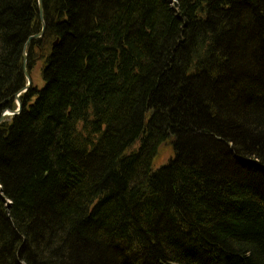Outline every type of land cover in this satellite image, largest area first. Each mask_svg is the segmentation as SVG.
<instances>
[{
    "label": "trees",
    "instance_id": "1",
    "mask_svg": "<svg viewBox=\"0 0 264 264\" xmlns=\"http://www.w3.org/2000/svg\"><path fill=\"white\" fill-rule=\"evenodd\" d=\"M42 1L43 87L0 124V264H264V0ZM42 27L0 0V116Z\"/></svg>",
    "mask_w": 264,
    "mask_h": 264
},
{
    "label": "water",
    "instance_id": "2",
    "mask_svg": "<svg viewBox=\"0 0 264 264\" xmlns=\"http://www.w3.org/2000/svg\"><path fill=\"white\" fill-rule=\"evenodd\" d=\"M39 2V11H40V19L42 21V24H43V27H42V30L38 33V34H35L33 36H31L28 41L26 42L25 46H24V51H23V71H24V74L26 75L27 77V80H28V83L27 85L21 89L20 91H18V93L15 95V99L19 101L20 103V106H19V109L15 110V111H5L1 114L0 116V124L8 117H15L16 115L20 114L21 111H22V102H21V99H20V96L27 93L28 90L31 88V84H32V80H31V77H30V74L28 72V67H27V60H28V54L26 52L27 50V46L29 45V43L32 41V40H36V39H40L43 37L44 33H45V29H46V25H45V22H44V14H43V1L42 0H38Z\"/></svg>",
    "mask_w": 264,
    "mask_h": 264
},
{
    "label": "rangeland",
    "instance_id": "3",
    "mask_svg": "<svg viewBox=\"0 0 264 264\" xmlns=\"http://www.w3.org/2000/svg\"><path fill=\"white\" fill-rule=\"evenodd\" d=\"M28 67V66H27ZM41 69H42V63L40 62L35 68H33V71L30 73L29 71V74H30V77H31V80H32V87H34V86H38L39 88H41V87H43V83H44V81H43V78H42V72H41ZM32 70V69H31ZM30 70V71H31ZM28 81V80H27ZM31 87V88H32ZM30 90V89H29ZM28 90V91H29ZM24 95V94H23ZM23 95H21V96H23ZM18 106V105H17ZM195 138H197V137H194V143L195 142H200V141H202V140H200V138L199 139H195ZM191 142V141H190ZM170 154H171V151L168 149V150H165V151H163L162 152V159H161V162L164 160V162L166 161V160H168V158H169V156H170ZM157 166H158V164H157Z\"/></svg>",
    "mask_w": 264,
    "mask_h": 264
},
{
    "label": "bare ground",
    "instance_id": "4",
    "mask_svg": "<svg viewBox=\"0 0 264 264\" xmlns=\"http://www.w3.org/2000/svg\"><path fill=\"white\" fill-rule=\"evenodd\" d=\"M25 76H26V75H25ZM26 78H27V77H26ZM31 85H32V84H31ZM14 99H15V98H14ZM20 99H21V96H20ZM15 100H16V99H15ZM21 102H22V101H21ZM16 103H17V105H18V108H17V109H19V106H20L19 101L16 100ZM22 105H23V104H22ZM17 109H16V110H17ZM6 111H12V110H6ZM6 119H7V118H6ZM6 119H5V120H6ZM5 120H4V121H5Z\"/></svg>",
    "mask_w": 264,
    "mask_h": 264
}]
</instances>
